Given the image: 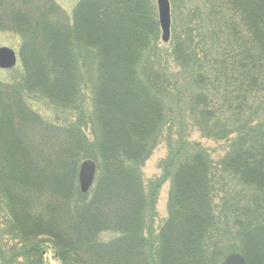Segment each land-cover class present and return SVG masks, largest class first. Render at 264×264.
<instances>
[{
	"label": "rangeland",
	"instance_id": "1",
	"mask_svg": "<svg viewBox=\"0 0 264 264\" xmlns=\"http://www.w3.org/2000/svg\"><path fill=\"white\" fill-rule=\"evenodd\" d=\"M5 1L0 2V47L13 49L17 61L11 68H0V85H5L15 100H17L15 97L22 99L17 106V114L8 116V121L5 119L8 124L3 120L7 130L3 131L0 127V133L7 132V136L10 135L11 138L10 146H5L4 150L0 148V152L3 151L0 153V264H62L59 248L61 235L83 242L80 237L89 239L96 232L97 235L93 236V239L96 238L98 242H112L114 245L118 243L120 233L101 232L96 226L99 214H95L94 210H84L81 204L94 198L101 191L99 182L103 181L106 174L113 172L108 168L109 156H106L97 144L101 134L98 111L103 104L96 97V88L98 89L113 73H117L114 69L121 68L120 64L128 65L126 68L122 67L125 77L145 78L142 79L145 81L144 84L151 82L159 95H162L159 101L164 106L163 119L158 123V130L154 134L156 136L162 128L161 136L152 148L149 146V149L145 150L146 153L141 158L143 161L140 164L141 173L135 176L136 181H139L137 186L146 195L145 207L140 217H145L144 232L151 243L153 258L161 259L162 255H166L169 264L172 256L170 254H173L177 255L183 264H204L199 260L201 248L206 244L207 248L212 247L205 240L210 238L213 244L219 239V243L215 244L216 248H224L225 254L223 253L219 264H222L225 257L231 253L246 255L248 264H264V248L256 244L264 241L262 234H254L253 242H243L241 240L243 232L235 223L238 217L233 212L232 203L245 199L244 195L237 196L242 193V186L237 180L231 181L228 175L224 177L223 167L220 166L223 157L229 153L230 143L243 125L261 126V123H264V94L253 92L247 96L248 107L242 119L223 116L225 98L230 99L231 103L239 102L235 95L228 96L225 90L215 88L218 85L223 87V81L216 77L217 64L211 61L215 50L210 51L215 31L219 26L209 19L207 13L211 16V7L216 0H169L171 31L168 41H163L160 25L157 29L152 26L151 32L147 31V36H141L135 30L139 27L138 23L135 24L133 21L130 33L124 32L128 28L126 26L116 32L118 36H112L108 31L103 34L104 37L100 32L98 35L93 33L92 24L86 25L87 20L83 24L80 23L81 26H77L76 10L83 0H24L19 4L18 0L15 3L10 0L4 5ZM150 1L151 4L153 2L158 16L157 0ZM142 11L141 21L152 19L154 11L149 3H145ZM241 11L244 12L243 8L235 12L233 26L228 25L223 19V30L226 31L222 40L223 55L253 53L264 48L260 43L256 46L248 45L247 39L250 36L248 27H243L246 34L242 35L244 38H236L235 31L233 33L230 31L232 27L235 29ZM216 18L219 22L217 16ZM47 26L51 27L46 30ZM53 26L56 27L57 33L61 31L62 39L68 42L63 53L66 51L69 54L70 66H67L66 62L62 64L57 58L59 54L61 57L60 38L51 46L49 33ZM200 32H204V39L198 35ZM92 36L97 38H94L95 43L89 44ZM198 42L201 49L195 46ZM225 46L234 50L227 52ZM183 49L185 60L182 59ZM59 50L60 53L55 56L54 52ZM109 53L111 59L107 60L105 57ZM112 53H115L119 60H116V57L112 58ZM118 53H125L123 56L128 53L132 60H128L126 56L127 61L122 63L125 58ZM54 59L58 60L54 62ZM227 59V62L231 60L230 57ZM111 60L114 65L116 64L112 67L113 70H110ZM130 65H135L133 71ZM204 76L209 77L207 81L205 80L207 85L204 83ZM80 77L83 81V87L82 81L79 83L81 92L78 91ZM203 90L208 95L203 107L205 113H209L206 116L201 113L200 107L197 108L195 105L196 95H200ZM2 97H5L4 104H11L7 94H2ZM27 103L31 109L25 108ZM229 111L227 115L236 114L233 110ZM2 117L0 107V118ZM166 120L167 123L164 124ZM226 121L233 131L225 130ZM18 137L23 142L17 148L15 139ZM125 139H132V136ZM150 142L152 144V141ZM24 149L30 161L36 158V163L33 162L32 170L26 171L24 176L17 177L19 173L13 171L16 168L19 170L20 167L24 168L19 164ZM5 151L10 153L12 160L5 157ZM201 151L206 154L208 158L206 161ZM192 153L198 154L188 162ZM86 159H92L96 163V172L90 189L82 193L79 172L81 164ZM70 160H74L78 167L73 184L78 192L73 191L72 208L67 204L69 194L65 192L67 181L74 178ZM66 162L70 165L68 166L69 163ZM47 167L49 169L41 176L46 175L49 178L38 181L41 179L39 174ZM122 173L116 176L121 187L132 179V176L127 178V174L123 176ZM55 175L61 176V180L56 183L52 179ZM203 179L209 180L208 183L211 185L209 187L221 189L218 192L219 196L217 194L212 198L210 194L208 195L213 217L209 222H207L209 211L200 195L201 187H204ZM198 181L201 183L197 185ZM22 185L26 190L17 195L14 188ZM152 193L153 204L149 199ZM35 197L38 201H34ZM126 201L129 200H124L116 222L127 220ZM130 211L136 212V209ZM177 215L183 217L187 224L183 228V221L174 222L179 228L175 233L184 235L187 229L188 235L174 239L173 245L169 247L171 250L164 253L159 245L165 244L168 238L164 233L171 226V219ZM101 218L110 220L106 211ZM243 219L244 217L241 221ZM134 220L136 223L137 219ZM117 228L122 227L116 225L115 231ZM29 231L31 236H37L36 243L40 244L38 246L40 252L35 256L24 253L28 250L27 245L29 248H32L31 244L34 245V242L25 236ZM89 241L82 245L89 248ZM193 251L196 253L192 255ZM179 252L182 256H179ZM102 254L105 257L103 250ZM146 254L145 248L143 255L146 257ZM114 255L121 261L120 263L116 261L117 264H123L124 258L118 252ZM197 257L200 258L197 260ZM80 258L85 264H99L88 249L81 252ZM118 258L114 257L116 260ZM100 264L108 262L102 261Z\"/></svg>",
	"mask_w": 264,
	"mask_h": 264
},
{
	"label": "trees",
	"instance_id": "2",
	"mask_svg": "<svg viewBox=\"0 0 264 264\" xmlns=\"http://www.w3.org/2000/svg\"><path fill=\"white\" fill-rule=\"evenodd\" d=\"M3 1L5 0H0V2ZM9 1L10 0L5 1L4 5H6V3ZM13 1L14 3L16 2V0H11V2ZM21 1L24 0H18V4ZM142 1L143 3H140L141 0H83L78 10H76L75 21L78 22L77 26H81L80 23L83 24V22L87 20L86 25L88 23L92 24L93 33H96L98 35V32H100L102 37H104L103 34L108 31H110L112 36H118L116 32L123 27L126 28V26L128 28H126L124 32L130 33L131 25L134 21L135 24L138 23L139 25V27L135 30L141 36H147V31L151 32L152 26L153 28L156 27L157 29V27L159 26V20L157 12L155 11L156 8L153 6V2L151 4L150 0ZM216 1L213 2V5L211 7V16L207 13L209 19L219 26L218 30H214L215 37L214 42L210 47V51L213 52L215 50L211 61L216 62L217 64L216 77H218L219 81H223V87L218 85L215 88L225 90L228 96L229 94H233L236 96V99L239 102L236 104L231 103L230 99L225 98V102L223 104V116H228V118L234 117L236 120H240L244 116L243 114L248 107L246 106L248 105L247 96L251 95L253 92L254 94H257L258 92L264 94V48L261 50L257 49L253 53H225L223 55L222 40L223 34L226 32L223 30V19L226 20L228 25L233 26L235 12L240 8H243L244 12H239L240 19L238 22H236L235 29H233L232 27L230 31L232 33L235 31L234 34L237 35L236 38H244V36L242 35L246 36V34L243 31V27L246 26L248 27L247 30L250 32V36H248L247 39L248 45L256 46V44L259 43L264 45V10H262L264 8V0ZM145 3H149L152 6L154 13H152V19H149L148 21H141V19L143 18L142 10ZM248 3H250L252 8H250V5H248ZM216 16L218 17L219 22H217ZM135 24L134 26L136 27L137 25ZM104 26L105 30H103ZM50 27L51 26H47L46 30H48ZM49 34L52 43L51 46L55 44V40L60 38L61 57L59 54L57 58L61 60L62 64L63 62H66L67 66H70L69 54L66 53V51L65 53H63V49L65 50V45L68 42L62 39L61 31H58L57 33L56 27L53 26ZM227 34L230 33L227 32ZM198 35L202 39H204V32H200ZM94 38L96 39L97 36L90 37L89 44L95 43ZM102 41L104 42L103 38ZM195 46H197V49L199 47L201 49L200 42H198ZM224 49H226L227 52H232L234 50V48L228 46H225ZM235 50H238V46H236ZM54 53L56 56L57 53H60V50ZM181 53L182 59L185 60L183 55V53H185V50L183 49ZM118 54L123 56V54L125 53ZM112 55V58L116 57L115 53H112ZM126 56L128 57V60H132L131 55L127 53L125 56H123L125 60L122 63H125V61H127ZM228 57L231 58L229 62H227ZM105 58L107 60H110V53ZM58 59H54V62ZM116 60L119 59H117L116 57ZM115 65L111 60L110 70H113L114 68L112 67H114ZM135 65H130L132 71L134 70ZM126 66L120 64L119 67L121 68L116 67L118 69H114V72L117 73H113L111 77L105 80L98 87V89L96 88V97L97 99H100L103 104V108L101 107L98 111V122L100 124L99 127H101V134L97 139V144L98 147H100L101 151L105 152L106 156H109V161L107 160V163H109L108 168L112 169L113 172H111L110 174H106L103 181L101 180V182H99L101 185L99 187L101 191H99L97 195L91 200H86L87 202L84 201L81 204L84 206V210H94L95 214H99V220H97L96 226L101 229V232L113 231L114 233H120L117 239L118 243L114 245L112 242H108L109 244L105 241L98 242L97 240H95L96 238L93 239V236L97 235L96 232H94L89 239H85L84 237L82 239L80 237L83 242H77L70 238H66L64 235H61V247L59 248H61V258L64 264H85L84 262H82L80 255L83 250L87 249L92 255L95 256L96 262L99 264L102 261H106L108 262V264H117V262L120 263V259L114 255L115 252H118L124 258V261L122 262L123 264H168L166 255H162L161 259H156V257L155 259L153 258L151 252V243L147 239V236H145L146 234L144 232V230L146 229L143 221L145 217H140V213L142 214L145 207L146 195L145 192L141 190L139 186H137V183L139 181H136L137 179L135 177L139 175V172L141 173L140 164L143 162L141 158L144 157L146 153L145 150L149 149V146H151L152 148L154 143L157 142L161 136L160 132L162 128L156 136L154 134L155 131L158 130V123L163 119L164 106H162L161 102L159 101L162 95H159L156 88L150 84L151 82H148L149 84H144L145 81H143L142 79L145 78L141 77L140 79L136 78V76H131L130 78L125 77L122 67L126 68ZM208 78L209 77H203L205 85H207L206 81ZM81 81L82 79L80 77L78 79L79 92H81L82 89L79 84ZM81 85L83 87V81ZM204 90L205 92L207 91L206 88ZM204 90L200 93V95H196L195 105L197 108L200 107L201 113L206 116L209 115V113L206 114L205 110H203V107L206 104V102L204 101L208 95L205 94ZM1 93L7 94L8 100L9 102H11V104H4L5 97L1 98ZM11 95L10 91L5 85H0V107L3 115L2 119L0 118V127L3 131L7 130V127H5L6 125H4L3 120L6 119L8 121V116L17 114V106L19 104V101L21 102L22 99V97L17 98L14 96L18 100L17 101L13 97H11ZM25 108L31 109L28 103ZM229 110L235 111L236 114L227 115V113L230 112ZM234 115H236L237 118ZM6 120L5 123L8 124ZM227 121L224 124L225 130L233 131V128L229 127ZM166 123L167 120L164 124ZM258 125L259 124H246L239 129V133H237V136H235L233 138V141L230 143L229 153L225 157H223V163H221L220 165L221 168L223 167L224 177L228 175L231 181L237 180L239 182V185L242 186V193H239L237 196H245V199L239 200L238 202L233 201L232 203V207L234 210L233 212H235V215H237L238 217V220L235 223L237 226H239L241 232H243V234L241 235V240L243 242H253V238H255L253 237V235L256 233L262 234V238L264 240V123H261V126ZM130 136H132V139H125V137ZM133 136H135V138H133ZM137 137L138 139H136ZM153 137L154 139H152ZM10 139V135L7 136V132L0 133V148L2 150H4L5 146H10ZM150 141H152V144ZM15 142H17L18 148L19 146H21L23 141L18 137L17 139H15ZM201 152L205 155L204 160L206 161L208 159L206 154L203 151ZM0 153L2 154L3 151ZM197 154L198 153H192L188 159V162L194 159ZM198 156H200V154ZM5 157H7V159L9 160H12L11 155L8 152H6ZM22 157L23 158L21 159L19 164H21V166H23L24 168L22 169L20 167V170L19 168H16L13 171L14 173H19L17 177L24 176L26 171L30 169L32 170V164L36 160L35 158L30 161L31 159H29L28 153L25 151V149L23 151ZM70 161H72L71 168L74 172V178H71L70 176L71 179L67 181V191L65 190V192L69 194L67 195L66 199L67 204L69 208H72L74 206L72 194L74 190H77V187L75 188L73 184L78 173V167L74 164V160ZM69 165L70 163L68 164V166ZM48 169L49 167H47L42 173H40L39 176L45 173ZM121 172H123V176L127 174V178H131L132 176L131 181L126 182V185L122 187L121 183L118 182V179H116V176ZM47 178L49 177L46 175L41 176V179L38 181L45 180ZM52 179L56 183L61 180V176L58 177L57 175H55ZM208 182L209 180H202V183H204V187H206V189L204 187H201L202 191L200 192L203 204L204 206L207 205L206 209H208L209 211V213H207V222H209L211 218L213 219L211 213V204L209 200L210 197L208 195L210 194L212 198H214V196H216L221 190L219 189V187H209L211 185ZM199 183H201V181H198L197 185ZM14 189L17 195L19 194V192L26 190L23 185ZM208 189H210L209 192ZM211 191H213L212 194ZM102 196L104 197L100 199ZM149 199L150 203L153 204V193L151 194V196H149ZM124 200H129L126 201L125 206V214L127 220L121 223L117 220V223L115 219H117L122 209ZM34 201H38L36 197L34 198ZM105 208L107 210H105ZM133 208L136 209V212L130 211ZM178 209L179 208H177V211ZM105 211L109 214V221L108 219L105 220V218H101ZM112 212L114 213L112 214ZM242 217H244V219L241 221ZM134 219H137L136 223ZM178 220L183 221V228L185 224H187L185 223L186 221L183 219V217H179L178 215L177 217L171 219L172 224L164 233V236H166L168 239L165 240V244L159 245L161 251L164 253L167 250H171V248L169 247L173 245L172 242L175 241L174 239L188 235L187 229L185 230L186 235H177L175 233L176 231H179V228L174 225V222H179ZM116 225H119V227L122 228H117V230L115 231ZM15 232L17 233V231ZM25 236L33 241L35 246L31 244L32 248H29V245H27L28 250L24 253L29 254V256L30 254H33V256L37 255V253L40 252V249L38 248L40 244L36 243L37 236H31L30 231L28 233L26 232ZM55 236L57 235L55 234ZM87 240H90L88 245L89 248L82 245V243L85 244ZM205 240L209 242L212 247L207 248V244L204 245V248H201V259H199L200 257H197V260H201V263L204 264H219L220 259L225 252L224 248L215 247V244L219 243V239H216L214 244L212 243L210 238H206ZM259 240L260 239H258V241ZM256 244L264 248V241ZM122 247H124L126 250H124V248L121 250ZM145 248L147 249L146 257L143 255ZM102 250L105 252V257L102 254ZM194 253L196 252H191L192 255ZM20 254L23 253L20 252ZM170 255L172 256L170 258L171 263L169 264H183V261L180 260L177 255ZM179 256H182L181 252H179ZM114 257L116 259L118 258V260L114 259ZM183 257H185V255ZM245 257L247 259L246 255ZM10 260H4V262L9 263Z\"/></svg>",
	"mask_w": 264,
	"mask_h": 264
},
{
	"label": "water",
	"instance_id": "3",
	"mask_svg": "<svg viewBox=\"0 0 264 264\" xmlns=\"http://www.w3.org/2000/svg\"><path fill=\"white\" fill-rule=\"evenodd\" d=\"M159 23L162 29L163 41L170 39L171 29V6L169 0H157ZM17 56L13 49L0 47V68H11L16 64ZM96 172V163L92 159L83 161L79 172L80 189L82 193L88 192ZM223 264H248L241 254L231 253L224 260Z\"/></svg>",
	"mask_w": 264,
	"mask_h": 264
},
{
	"label": "flooded vegetation",
	"instance_id": "4",
	"mask_svg": "<svg viewBox=\"0 0 264 264\" xmlns=\"http://www.w3.org/2000/svg\"><path fill=\"white\" fill-rule=\"evenodd\" d=\"M61 263H62V264H64V262H63L62 258H61Z\"/></svg>",
	"mask_w": 264,
	"mask_h": 264
}]
</instances>
